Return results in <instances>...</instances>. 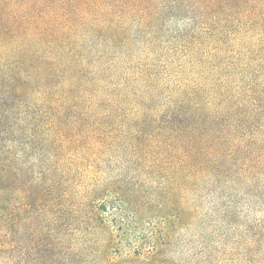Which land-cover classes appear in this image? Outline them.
<instances>
[{
    "label": "rangeland",
    "instance_id": "1",
    "mask_svg": "<svg viewBox=\"0 0 264 264\" xmlns=\"http://www.w3.org/2000/svg\"><path fill=\"white\" fill-rule=\"evenodd\" d=\"M129 52L115 58L105 53L92 97L59 121L28 118L38 120L36 132L25 140L29 145L12 150L19 161L0 191V264H56L54 196L61 190L81 205V218L66 220L77 243L75 258L68 249L66 257L75 264H264V177L209 179L172 163L169 126L152 114L190 67L167 65L160 53L148 58L139 41ZM145 66L152 75L149 87L159 93L147 116L137 99L121 91L128 84L141 90L134 80ZM68 85L63 92L79 91ZM106 85L114 89L107 97ZM30 87L27 102L40 112V93L34 83ZM118 198L124 206L117 211Z\"/></svg>",
    "mask_w": 264,
    "mask_h": 264
},
{
    "label": "trees",
    "instance_id": "2",
    "mask_svg": "<svg viewBox=\"0 0 264 264\" xmlns=\"http://www.w3.org/2000/svg\"><path fill=\"white\" fill-rule=\"evenodd\" d=\"M180 20L179 27L169 25ZM133 41L148 58L160 53L167 65L191 70L187 77L180 74L152 114L169 126L171 162L209 179L264 177V0H0V191L19 161L12 150L29 145L25 140L36 132L38 120L28 118L59 121L75 103H86L97 79L102 81L99 61L106 54L132 56ZM151 80L145 66L134 80L141 90L121 88L137 99L144 116L159 98ZM33 83L45 108L40 112L27 102ZM67 84L79 91L63 92ZM113 90L106 85V97ZM65 194L54 196L56 264H75L66 257V249L73 258L77 254L66 220L81 218V205ZM117 200L118 211L124 203Z\"/></svg>",
    "mask_w": 264,
    "mask_h": 264
}]
</instances>
